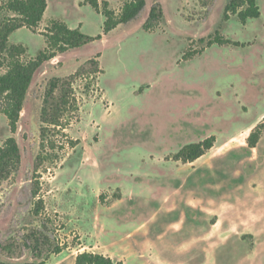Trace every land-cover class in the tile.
<instances>
[{
  "label": "rangeland",
  "instance_id": "1",
  "mask_svg": "<svg viewBox=\"0 0 264 264\" xmlns=\"http://www.w3.org/2000/svg\"><path fill=\"white\" fill-rule=\"evenodd\" d=\"M45 1L38 32L21 28L9 36V45L26 48L23 60L46 47L41 33L53 21L88 36L102 35L103 15L81 0ZM98 1L118 12L128 0ZM228 1L145 0L133 21L38 69L14 135L20 164L0 180L1 262L56 258L45 246L62 251L78 246V233L90 231L87 220L93 215L110 219L117 237L151 215L161 230L165 224L158 210L164 198L176 190L192 191L184 181L198 172L191 182L212 193L214 221L228 225V244L212 263L264 264V134L256 149L246 144L264 120V0H257L260 17L246 25L236 16L224 20ZM155 4L163 18L148 32L143 24ZM5 16L0 8V21ZM215 34L232 44H214L183 59L191 41ZM98 54L99 73L73 81L74 106L64 115L63 129L50 132L53 148L47 144L41 150L40 112L48 81L74 74ZM211 136L214 148L194 165L173 160L185 145ZM10 137L8 120L0 114V147ZM70 141L78 144L72 148ZM38 200L43 209L36 215ZM94 205L103 207L102 214L92 212ZM179 213L168 221H177ZM186 233L184 225L177 237ZM37 237L42 242L33 249Z\"/></svg>",
  "mask_w": 264,
  "mask_h": 264
},
{
  "label": "trees",
  "instance_id": "2",
  "mask_svg": "<svg viewBox=\"0 0 264 264\" xmlns=\"http://www.w3.org/2000/svg\"><path fill=\"white\" fill-rule=\"evenodd\" d=\"M0 8L9 16L0 21V114L8 120V126L13 137L8 138L0 147V180L7 179L20 164V152L14 135L17 133L20 117L24 108V102L33 81L35 73L46 62L52 61L59 55L69 50L81 48L87 44L102 39L121 25H125L138 17L145 7V0H128L118 12L110 9L107 2L98 0H81V5H89L104 17L102 35L95 37L85 35L77 29H70L64 23L53 21L45 32L41 34L45 38L46 47L39 51L34 58L23 60L27 50L22 45H9V36L21 28H27L32 32H38L39 24L47 8L45 0H8ZM11 15V16H10ZM261 15L257 0H229L225 7L224 20L228 21L231 16H236L242 25H246L250 19H257ZM163 11L160 4H155L149 11L148 17L143 24V29L153 32L161 23ZM214 44L224 46L232 44L228 40L219 38L218 34L208 39L191 41L185 51L183 59L189 61L204 48ZM199 47V49H198ZM99 54L86 61L77 71L67 77L52 78L48 81L44 92L40 112V149L44 150L49 144L50 132L54 129H63V118L75 103L73 81L80 77H93L99 73ZM264 134V120L255 126L246 139L247 147L256 149ZM216 138L211 136L201 142L191 143L182 147L174 156L173 160L182 164L194 163L205 156L215 145ZM74 148L78 142L70 141ZM41 156L37 158L34 170L38 171ZM38 186L34 187L33 193H38ZM43 209L42 202L38 200L34 213L36 215ZM46 241V240H45ZM41 239L35 238L33 249L41 245ZM48 254H59L62 249L45 246ZM15 257V256H14ZM0 264H8L0 261ZM31 264V263H24ZM38 264H44V260ZM75 264H123L114 262L110 258L100 254L82 253L76 256Z\"/></svg>",
  "mask_w": 264,
  "mask_h": 264
},
{
  "label": "crops",
  "instance_id": "3",
  "mask_svg": "<svg viewBox=\"0 0 264 264\" xmlns=\"http://www.w3.org/2000/svg\"><path fill=\"white\" fill-rule=\"evenodd\" d=\"M197 161L183 165H194ZM197 173H189L184 181L192 191L181 195V190H176L172 197L164 198L158 210L165 224L161 230L154 228L156 217L151 215L124 236L117 237L115 224L110 219L93 215L87 220L90 231L82 229L78 233L81 243L69 246L44 264H75L76 256L82 253L100 254L123 264H214L212 261L220 249L228 244V225L219 219L214 221L217 214L213 213L212 193L198 190L191 182L196 180ZM114 207H109V211ZM102 209L94 205L92 212L102 214ZM177 211H180L177 221H168ZM177 224L179 228H175ZM184 225H187V233L178 238ZM181 257L185 258L184 262L178 260Z\"/></svg>",
  "mask_w": 264,
  "mask_h": 264
}]
</instances>
